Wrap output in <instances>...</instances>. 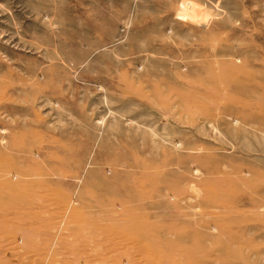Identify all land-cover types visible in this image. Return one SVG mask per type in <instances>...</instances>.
Segmentation results:
<instances>
[{"label":"rangeland","instance_id":"374dc122","mask_svg":"<svg viewBox=\"0 0 264 264\" xmlns=\"http://www.w3.org/2000/svg\"><path fill=\"white\" fill-rule=\"evenodd\" d=\"M0 264H264V0H0Z\"/></svg>","mask_w":264,"mask_h":264}]
</instances>
